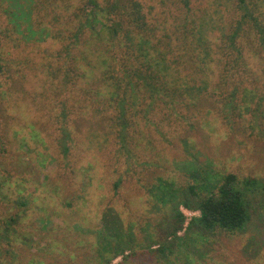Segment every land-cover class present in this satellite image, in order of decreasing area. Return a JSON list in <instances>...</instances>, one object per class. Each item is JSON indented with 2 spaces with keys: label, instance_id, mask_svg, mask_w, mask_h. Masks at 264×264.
<instances>
[{
  "label": "trees",
  "instance_id": "trees-1",
  "mask_svg": "<svg viewBox=\"0 0 264 264\" xmlns=\"http://www.w3.org/2000/svg\"><path fill=\"white\" fill-rule=\"evenodd\" d=\"M0 2L3 15L9 18L5 22L12 25L11 29L9 25L0 26V115L2 81L11 71L6 52L9 42L15 45L14 52H20L25 45L49 41L51 45L59 44L51 56L55 57L56 67L44 66L48 69V83L52 86L58 81L61 93L79 96L75 90L77 77H71L74 63L90 95L84 112L90 142L98 143L102 134L107 138L111 132L119 145L118 154L126 157L131 156L129 145L134 141L131 129L139 121L151 123L167 112L170 117H178L182 108L191 111L196 101L198 104L209 97L222 105L224 119L231 124L233 112L251 111L244 96H249L256 106L264 101V97L254 99L261 76L252 71L249 63L255 58L264 60V0H175L178 26L158 21L139 0ZM20 29L23 39L18 35L15 40L13 36ZM37 33L39 39L28 40L27 34ZM81 44L93 49L90 62L84 54L79 59L75 55ZM249 85L255 86L254 90ZM71 113L64 100L58 146L68 162L76 156L74 149L79 144L75 134L80 126L74 128ZM1 130L0 125V139ZM3 150L1 146L0 158ZM80 160L76 168L87 161ZM193 174L197 179L195 175L199 173ZM5 183L0 181V264H16L23 258L22 253L36 249L37 240L35 234H27L22 227L29 201L19 197L11 202L4 194ZM89 186L92 185H84L85 195ZM119 186L112 185L113 196ZM152 197L156 211L160 207L166 213L157 219L160 237L148 250L166 259L175 254L177 241L194 233H245L253 213L264 204V182L251 178L240 181L236 174L229 173L220 179L204 177L196 184L178 187L159 178ZM181 208L199 213L190 221L184 237L178 235L186 221ZM102 215L97 232L99 264H112L135 249L134 234H124L123 217L112 208Z\"/></svg>",
  "mask_w": 264,
  "mask_h": 264
},
{
  "label": "rangeland",
  "instance_id": "rangeland-1",
  "mask_svg": "<svg viewBox=\"0 0 264 264\" xmlns=\"http://www.w3.org/2000/svg\"><path fill=\"white\" fill-rule=\"evenodd\" d=\"M139 1L158 21L179 25L175 0ZM7 18L0 8L1 27L9 25ZM18 35L23 39L22 29L13 38ZM27 36L37 40L40 34ZM51 43L25 45L14 52L15 45L9 42L6 48L11 71L2 81L0 181L6 182L3 190L11 202L19 197L29 201L22 227L37 240L36 249L22 253L16 264H99L97 232L103 212L110 208L123 217L124 234L133 231L135 242L134 250L112 264H264V204L253 213L245 233L218 231L210 236L194 233L184 237L199 213L181 208L186 221L178 235L184 239L176 242L175 254L165 259L148 250L160 237L157 219L166 213L160 207L156 211L157 205L152 203V188L159 178L178 187L229 173L240 181L251 178L264 182V101L256 106L244 96L251 111L233 112L231 124L224 119L222 105L209 97L198 104L196 101L191 111L182 108L178 117L165 111L151 123L139 121L131 129L134 141L129 145L131 156L126 157L118 154L119 145L111 132L107 138L102 134L99 144L90 142L84 114L90 95L74 63L71 77H77L79 96L61 93L58 81L52 86L48 83L44 66L56 67L51 56L59 48ZM89 48L81 44L75 55L79 59L84 54L89 61V54H95ZM249 63L261 76L256 87L248 86L256 88L254 99L258 100L264 97V60L255 58ZM64 100L72 112V125L80 126L75 134L79 143L74 149L76 156L69 162L58 146ZM80 158L87 161L76 168ZM115 184H120V190L113 196ZM84 185H92L86 195Z\"/></svg>",
  "mask_w": 264,
  "mask_h": 264
}]
</instances>
